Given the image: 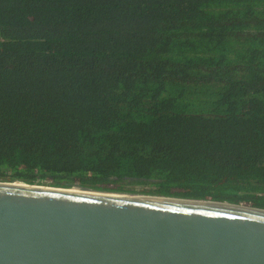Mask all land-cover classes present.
<instances>
[{"label": "trees", "instance_id": "trees-1", "mask_svg": "<svg viewBox=\"0 0 264 264\" xmlns=\"http://www.w3.org/2000/svg\"><path fill=\"white\" fill-rule=\"evenodd\" d=\"M0 183L264 210V0H0Z\"/></svg>", "mask_w": 264, "mask_h": 264}, {"label": "water", "instance_id": "water-1", "mask_svg": "<svg viewBox=\"0 0 264 264\" xmlns=\"http://www.w3.org/2000/svg\"><path fill=\"white\" fill-rule=\"evenodd\" d=\"M0 264H264V210L0 183Z\"/></svg>", "mask_w": 264, "mask_h": 264}, {"label": "bare ground", "instance_id": "bare-ground-1", "mask_svg": "<svg viewBox=\"0 0 264 264\" xmlns=\"http://www.w3.org/2000/svg\"><path fill=\"white\" fill-rule=\"evenodd\" d=\"M77 190H79V189H77Z\"/></svg>", "mask_w": 264, "mask_h": 264}]
</instances>
